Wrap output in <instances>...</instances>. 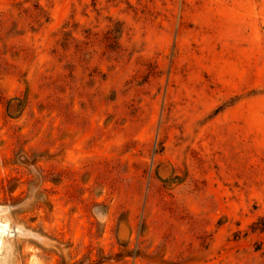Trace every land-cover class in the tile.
<instances>
[{
  "label": "rangeland",
  "instance_id": "obj_1",
  "mask_svg": "<svg viewBox=\"0 0 264 264\" xmlns=\"http://www.w3.org/2000/svg\"><path fill=\"white\" fill-rule=\"evenodd\" d=\"M264 0H0V264H264Z\"/></svg>",
  "mask_w": 264,
  "mask_h": 264
},
{
  "label": "bare ground",
  "instance_id": "obj_2",
  "mask_svg": "<svg viewBox=\"0 0 264 264\" xmlns=\"http://www.w3.org/2000/svg\"><path fill=\"white\" fill-rule=\"evenodd\" d=\"M5 232L10 233L7 228V225L5 223H0V234L5 233Z\"/></svg>",
  "mask_w": 264,
  "mask_h": 264
},
{
  "label": "trees",
  "instance_id": "obj_3",
  "mask_svg": "<svg viewBox=\"0 0 264 264\" xmlns=\"http://www.w3.org/2000/svg\"><path fill=\"white\" fill-rule=\"evenodd\" d=\"M256 224L258 225V228L264 229V217L261 218Z\"/></svg>",
  "mask_w": 264,
  "mask_h": 264
}]
</instances>
